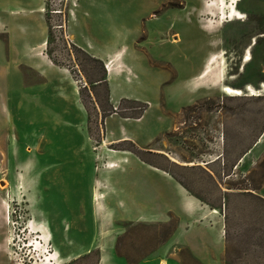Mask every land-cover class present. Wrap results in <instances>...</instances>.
<instances>
[{"label": "rangeland", "instance_id": "obj_1", "mask_svg": "<svg viewBox=\"0 0 264 264\" xmlns=\"http://www.w3.org/2000/svg\"><path fill=\"white\" fill-rule=\"evenodd\" d=\"M45 17L48 54L79 97L42 98L57 118L26 103V134L0 137V264H103L110 250L140 260L177 224L197 222L165 197L164 221L143 216L157 204L135 196L121 166L134 157L145 179L169 173L200 202L222 237L217 264H264V92L221 91L264 83V0H46ZM176 66L194 72L180 82Z\"/></svg>", "mask_w": 264, "mask_h": 264}, {"label": "crops", "instance_id": "obj_2", "mask_svg": "<svg viewBox=\"0 0 264 264\" xmlns=\"http://www.w3.org/2000/svg\"><path fill=\"white\" fill-rule=\"evenodd\" d=\"M45 13L46 0H0V137L5 132L18 128L20 132L26 134V126L29 123L26 122V119L34 117L30 116L29 112L28 114L21 112L22 108L26 107V103L37 104V107L49 111L52 116L57 118L59 115L58 106L51 107L49 110V105L40 104L41 101L43 102L42 98L44 103H48L47 97L50 99L52 97L59 98L62 101L64 96L68 98V95L76 100L77 95L79 97L78 89L72 82L68 71L55 64L48 54L49 29ZM188 29L185 32L188 33ZM190 35L192 34L190 33ZM116 56L113 57L115 60ZM118 56L122 60L121 54ZM113 58L103 59L102 63L105 65L114 60ZM107 67L109 68V66H106V70ZM113 67L115 72L112 78L116 80L120 71L116 62ZM176 67L179 69L180 82L186 76L187 71L194 72L192 66ZM106 76L105 81L113 84V80L110 81V76L108 74ZM190 76L187 77L183 85L180 83L182 87L196 80L198 75ZM180 99H188V96L181 95ZM34 114L38 115L37 112ZM22 120L23 122H21ZM85 137L88 143L87 135ZM128 140V138H121L117 142L124 143ZM10 143L9 139H6L5 150H8L7 144ZM138 158L134 157L133 160H129L128 163L121 166L129 164L132 168V173L128 178L133 180L136 198L157 204L156 211H147L143 213V216L148 219L157 218L158 221H164L161 216L165 214L159 207L161 199L165 197L169 205L173 204L174 207H179L182 215L197 216L198 221L177 224L163 243L146 253L140 260L129 261L126 257L117 256L114 250H110L105 254V260L103 258L101 262L103 264L106 261L108 264H181L177 252L180 250L178 248L180 246L185 250L183 253L190 256L194 264H207L209 261L217 264L214 258L218 260L224 253L222 237L218 236L217 229L214 232L213 228H209L202 221L204 213L200 202L169 173L154 165L139 161L151 171L166 173L165 175L169 177L154 175L155 177L145 179L142 166L137 164ZM110 161L109 163L115 162ZM116 161L119 165L120 161ZM127 179L125 178L121 182L126 183ZM160 185L164 190L167 189L166 192L161 191ZM209 212L214 213L215 211L209 210Z\"/></svg>", "mask_w": 264, "mask_h": 264}, {"label": "bare ground", "instance_id": "obj_3", "mask_svg": "<svg viewBox=\"0 0 264 264\" xmlns=\"http://www.w3.org/2000/svg\"><path fill=\"white\" fill-rule=\"evenodd\" d=\"M230 17L232 16V17H235V16H238V13L234 10V9H232L231 11H230V15H229ZM251 54H250V52H246V54H245V58H244V62L245 63H247V62H249V61H251ZM107 70H108V72H110L111 73V71H112V69H111V67L109 66V68L107 67ZM205 74L206 73H204V76H205ZM220 81H222V79H220ZM221 91L223 92V93H225L226 94V96H229V97H242V96H249V97H256V96H260L261 95V93H263L264 92V83L260 86V90H256V89H254L253 87H251V86H245V88H244V90H242V89H239V88H234V87H231V86H229V85H222L221 86ZM7 181H5V180H1L0 181V187H1V190H4L6 187H7ZM8 188V187H7Z\"/></svg>", "mask_w": 264, "mask_h": 264}, {"label": "built area", "instance_id": "obj_4", "mask_svg": "<svg viewBox=\"0 0 264 264\" xmlns=\"http://www.w3.org/2000/svg\"><path fill=\"white\" fill-rule=\"evenodd\" d=\"M50 14L51 15H59L60 14V11H57V10H54L53 9V10L50 11Z\"/></svg>", "mask_w": 264, "mask_h": 264}, {"label": "trees", "instance_id": "obj_5", "mask_svg": "<svg viewBox=\"0 0 264 264\" xmlns=\"http://www.w3.org/2000/svg\"><path fill=\"white\" fill-rule=\"evenodd\" d=\"M54 62V61H53ZM55 64H57L56 62H54Z\"/></svg>", "mask_w": 264, "mask_h": 264}]
</instances>
